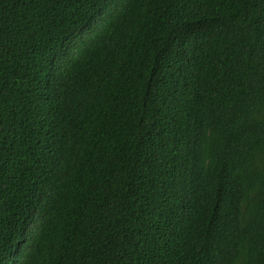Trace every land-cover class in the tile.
<instances>
[{"label": "trees", "instance_id": "1", "mask_svg": "<svg viewBox=\"0 0 264 264\" xmlns=\"http://www.w3.org/2000/svg\"><path fill=\"white\" fill-rule=\"evenodd\" d=\"M0 264H264V0H0Z\"/></svg>", "mask_w": 264, "mask_h": 264}]
</instances>
